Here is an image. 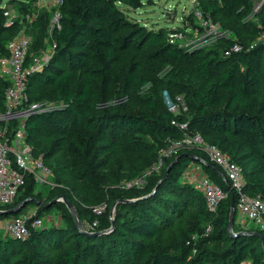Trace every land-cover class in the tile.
Listing matches in <instances>:
<instances>
[{
    "label": "trees",
    "instance_id": "1",
    "mask_svg": "<svg viewBox=\"0 0 264 264\" xmlns=\"http://www.w3.org/2000/svg\"><path fill=\"white\" fill-rule=\"evenodd\" d=\"M34 1L0 0V58L8 55L11 39L7 33L20 21L17 18L8 24L7 4L17 2L21 15H26L36 13ZM143 1L65 0L62 28L53 32L57 46L52 60L61 59L67 66L56 70L51 85L38 88L40 74L34 72L27 89L33 101L57 100L61 104L27 120V141L36 155L43 156L50 170L49 160L57 157L54 173L61 175L68 188L44 202L64 195L75 205L81 221L98 220V225L83 232L75 217L65 213L63 226L31 228L30 235L22 239L1 237L0 264H87L89 257L91 264H110L105 262V254L111 257V264H213L220 257L228 258L225 264H242L246 260L264 264V229L251 222L252 229L236 225L237 194L231 190L214 213L208 209L202 192L182 181L186 168L197 162L214 181L229 189L220 167L208 159L202 148L182 149L166 159L159 170L153 169L144 178L143 186H130L127 193L114 194L115 190L108 189L106 175L100 173L108 162L104 152L109 133L118 140L123 152L149 153L156 163L158 149L167 139L183 136L172 124L176 118L189 121L191 132H200L207 141L230 154L247 174L245 191L264 199V100L252 92L253 85L264 83V42L259 40L264 33V4L255 18H249L255 11V0H200L201 8L215 21L241 36L242 51L226 56L224 50L229 42L193 51L170 44L165 27L148 31L142 25L130 23L131 29L121 32L126 19L120 5L138 8ZM49 13L46 11L45 15L50 16ZM35 25L39 26V22L35 21ZM76 46L81 50H72ZM144 46L150 49L148 69L140 49ZM154 59L156 65L169 67L162 82L186 90L188 111H170L154 86L137 94L144 103L142 107L119 105L109 109L111 83L121 77L127 85H148L154 77ZM221 66L225 68L218 75ZM9 84L0 74V111L6 108ZM151 137H155L154 141ZM176 157L177 162L167 173ZM67 168L71 171L69 176ZM85 178L94 182L101 198L111 197L112 204L118 201L115 227L110 233L95 234L111 228V213L98 217L89 215L82 207L83 190L79 189H83ZM135 178L138 173L128 177L130 181ZM35 183L34 176L28 174L14 202L4 209L33 198ZM31 204L39 206L38 217L56 205L40 206L32 200L16 214L26 212ZM233 206L235 235L229 229ZM61 207L69 209L65 202ZM181 207L187 208L182 211ZM6 216L11 214H0V218ZM186 218H192L189 223L196 221L192 231L187 228ZM208 225L211 230L207 233ZM194 233H200L196 240ZM223 237L229 243L220 251H213L209 243ZM193 243L197 251L191 255Z\"/></svg>",
    "mask_w": 264,
    "mask_h": 264
},
{
    "label": "built area",
    "instance_id": "2",
    "mask_svg": "<svg viewBox=\"0 0 264 264\" xmlns=\"http://www.w3.org/2000/svg\"><path fill=\"white\" fill-rule=\"evenodd\" d=\"M49 0H40L48 2ZM193 5L195 21L190 16L181 20L178 26L168 31V41L172 45L180 44L188 32L201 30L211 38H227L228 47L224 50L226 56L240 52L243 45L239 40L230 38L227 28L219 21H215L210 13L205 12L200 6V0H189ZM54 4L61 8L65 0H53ZM47 7V5H46ZM50 9V8H48ZM52 10V9H51ZM6 16L9 10L5 11ZM62 12L57 10L54 14L52 35L55 29H61ZM12 20L8 18V24ZM264 42V33L259 37ZM181 45V44H180ZM57 43L54 41L53 50H56ZM183 46V45H181ZM31 48V39L28 35H22L11 39L7 44L8 55L0 58V74L9 81L6 89L5 110L0 111V209L13 203L20 189L24 186L28 174H32L36 182L46 181L50 174V168L45 164L42 155H36L34 147L27 141V120L34 114L46 112L53 107L50 103L31 100L28 94V81L36 71L32 64L28 65V58ZM51 55V54H50ZM49 55V56H50ZM48 56V57H49ZM167 108L174 113L188 111V104L184 96L170 98L166 102ZM172 124L177 126L183 133L181 138L169 137L165 144L158 149L155 170L168 158L176 156L184 148L200 147L208 159L220 167L229 189L224 188L214 181L199 163L194 167L201 174L194 173L188 169L187 175L199 191L202 192L207 207L211 212L216 213L222 201L228 198L231 190L238 197L237 216L239 220L254 223L255 226L264 229V199L260 195H249L245 191L246 179L243 168L230 154L223 151L218 145L212 144L200 132L189 130V121L173 119ZM144 178L138 177L128 183V187L136 185L143 186ZM106 204L95 208L97 214H101ZM6 230L8 236L15 239L26 238L30 235L31 228L45 227L43 217L36 216V211H28L0 218V223ZM97 220L94 225H97ZM211 230L208 225L206 232Z\"/></svg>",
    "mask_w": 264,
    "mask_h": 264
},
{
    "label": "rangeland",
    "instance_id": "3",
    "mask_svg": "<svg viewBox=\"0 0 264 264\" xmlns=\"http://www.w3.org/2000/svg\"><path fill=\"white\" fill-rule=\"evenodd\" d=\"M8 1V0H5ZM35 6L37 7V11L35 14H26L21 15V12L19 10V4L17 2L14 3H8V10L9 20H14L19 18V23H17L14 28L9 31L7 34L10 35L9 39H13L18 36L22 35H28L31 39V51L29 54V61L28 65L32 64L37 69L35 73H39L38 79L36 82V88L40 86L45 85H51V80L57 75L56 70L60 68H65L67 65L65 61L63 60H52V57L55 54V51L53 50V44L55 39L52 35V28L54 27V14L57 10H60L62 12V7L59 8L56 6L53 2V0H49L48 2H40V0H35ZM264 4V0H255V11L252 15L249 16V18H255V13L262 10ZM47 5V7H46ZM121 9L123 10L124 18L126 19V24L122 26L121 32H128L127 30H130L132 25H142L146 28L148 31H158L161 27H165L168 31L172 28L178 26V24L181 22L182 19L190 16L192 20L195 21V17L193 14V5L189 0H144L143 5L138 8L131 7L129 5L121 4ZM50 8V9H48ZM52 9V10H51ZM46 11H49L50 16H46ZM35 21L39 22V26L35 25ZM131 23V24H130ZM130 28V29H129ZM229 31V35L231 39L234 40H240L241 36L237 34L232 29L225 27ZM45 36H43V34ZM228 42L227 38H211L207 36L203 31L197 30L194 31V33L188 32L187 36L180 40V44L184 47H188L189 50H200V49H209L213 46H217L220 43ZM142 53L144 54V57L147 59L146 67L148 69L149 60L148 55L150 53V49L147 47L140 48ZM72 50L79 51L81 50L79 46L73 47ZM83 52H85V49H83ZM90 52V51H89ZM51 54V55H50ZM50 55V56H49ZM49 56V57H48ZM154 61L152 64H154V67L151 71V74L154 76L152 78V82H150L148 85L145 86H137L135 84L127 85L125 81L119 77L120 80L113 81L111 83V90H110V99L107 103V107L109 109H113L116 106L119 105H125V106H137L142 107L143 102L138 99L137 94H144L145 92H148L152 86L156 88L159 97L162 99V101L166 102L170 100V98H175L177 96H184V93L186 90L182 88H178L179 86H175L174 83H172V86H168L164 82H162V78L165 77L169 67L156 65L155 62L156 59L152 60ZM151 61V62H152ZM224 66H221L218 71V75L221 73L222 70H224ZM50 80V81H47ZM185 84V82H184ZM252 92L254 95H256L259 99L264 100V83L257 82L255 85H253ZM51 106L53 108L57 107L61 104V101L57 100H51L49 101ZM110 135L106 139V142L108 144L106 151L104 152V156L107 158V165L104 169V171H100L101 174L106 175V184L108 185V189L115 190L114 194H117L118 192L127 193L128 190V183L130 180L128 179L129 176H131L133 173H138V177L146 178L148 174L153 171L155 161H152L150 158L149 153L144 152H130L126 153L121 150L118 144V140H114V136L109 133ZM152 141H154L155 137L150 138ZM61 154V152L59 153ZM56 159L57 157L52 158L49 160V165L51 166V174L49 178L44 182H36L35 188H34V197L37 198V200L40 202L39 205L41 206V202H44L45 200H48L54 195L56 192H65L68 190L65 180L61 177L59 173L55 174L54 170L56 168ZM192 164V163H191ZM190 164V165H191ZM188 166L186 170L184 171L183 175L181 176L182 181L188 182L193 187L195 186V183H193L190 179V176L187 175L186 171L191 166ZM63 168L65 167V162L61 164ZM194 165H192L193 167ZM68 171L67 175L69 176L71 174L70 169H66ZM197 173V172H194ZM245 176L247 177V174L244 172ZM83 189H79V191H82L80 195V199H83L84 202H82V207L85 210V212H88L89 215H96L98 217L108 215V213H111V210L114 208V218L115 213L117 211V203L116 201L114 204H112V198H101L100 194L97 192L94 182L89 179L85 178L83 180ZM77 187H80V185H77ZM197 188V187H196ZM25 189V188H24ZM24 189L21 191L23 192ZM79 191H76V193H80ZM128 199H124L123 201H126ZM194 202H198L195 200ZM64 201H58L56 205H53L52 207H49L48 210L42 214V217L45 221V227H53L57 228L60 226H63L66 224L64 218V214L74 216V214L71 212L70 209L65 210L61 206L63 205ZM106 204L105 210L101 214H97L95 212V208ZM187 207H181V210H186ZM39 206L37 204L33 205L31 204L28 208V211H36L38 212ZM194 212H197L195 208H193ZM90 217V216H89ZM186 225L187 228L190 229V231L193 230V223H189L192 221V218H186ZM96 221V220H95ZM95 221H91L90 219H86L85 221H82V230L84 231H92L96 226L94 225ZM98 221V220H97ZM236 225H238L240 228L245 229H252L254 226L250 222H246L243 220H239V217L237 216ZM5 229V228H4ZM4 229L0 228V238L1 237H7L8 234L4 231ZM203 233V230H202ZM233 233L236 234L237 231L233 228ZM193 240H196L200 233H194ZM205 235V234H204ZM207 236V235H206ZM229 241L226 238H219L214 239L209 243V246L213 251H220L222 248H224ZM194 244V243H193ZM192 246L191 249V255L195 254L197 251V248H195V244ZM189 256V258L191 257ZM117 256V255H116ZM228 258L220 257L218 260H215L213 264H225L226 260ZM111 257L107 254H105V262L111 264ZM92 263V257H89L87 260V264ZM242 264H252L250 260L244 261Z\"/></svg>",
    "mask_w": 264,
    "mask_h": 264
},
{
    "label": "water",
    "instance_id": "4",
    "mask_svg": "<svg viewBox=\"0 0 264 264\" xmlns=\"http://www.w3.org/2000/svg\"><path fill=\"white\" fill-rule=\"evenodd\" d=\"M178 160V157H176L173 162L170 164V166L168 167V170H167V173L170 171V169L172 168L173 164H175ZM32 200H35L37 203H40L38 200H36L34 197L33 198H27V199H24L20 204H18L17 206H15L14 208H11V209H4V210H1L0 209V214H16V213H19L21 212L25 206H27V204L32 201ZM58 201H64L68 208L71 210V212L74 214V217H75V220L77 222V225L79 227V229L83 232H86L84 230H82V221L78 215V211L75 207V205L69 200L67 199L64 195H60V196H57L56 198H54L53 200H51L50 202H41L42 204H45V205H52V204H55L57 203ZM126 201H129V200H126ZM235 214H236V208L235 206L232 207V211H231V216H230V225H229V229H230V232L231 234L235 235L233 233V228H234V219H235ZM111 219H112V226L111 228L107 229V230H103V231H98V232H95L96 235H102V234H107V233H110L114 227H115V218H114V208L111 210Z\"/></svg>",
    "mask_w": 264,
    "mask_h": 264
},
{
    "label": "crops",
    "instance_id": "5",
    "mask_svg": "<svg viewBox=\"0 0 264 264\" xmlns=\"http://www.w3.org/2000/svg\"><path fill=\"white\" fill-rule=\"evenodd\" d=\"M192 165H194V166H195V165H197V163H196V162H192L191 166H192ZM194 166H193V167H191V171H193V172H197V174H199V175H200V174H201V171H197V168H196V167H194ZM204 172H205V170H204ZM0 228L4 229V227H3V223H2V222L0 223ZM4 231L6 232V230H5V229H4Z\"/></svg>",
    "mask_w": 264,
    "mask_h": 264
}]
</instances>
